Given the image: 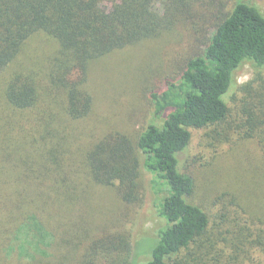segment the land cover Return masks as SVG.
<instances>
[{
  "label": "trees",
  "instance_id": "1",
  "mask_svg": "<svg viewBox=\"0 0 264 264\" xmlns=\"http://www.w3.org/2000/svg\"><path fill=\"white\" fill-rule=\"evenodd\" d=\"M38 34L55 46L47 59L41 41L31 46ZM154 39L190 49L152 92L151 119L134 132L112 121L100 129L108 116L94 115L92 65ZM245 64L254 75L239 84ZM192 129L211 147L232 138L255 153L256 182L243 175L241 194L218 196L214 214L195 198ZM144 170L166 224L143 264H264L261 9L247 0H0V258L141 264L131 255Z\"/></svg>",
  "mask_w": 264,
  "mask_h": 264
},
{
  "label": "rangeland",
  "instance_id": "2",
  "mask_svg": "<svg viewBox=\"0 0 264 264\" xmlns=\"http://www.w3.org/2000/svg\"><path fill=\"white\" fill-rule=\"evenodd\" d=\"M247 1L254 2L264 13V0ZM32 40L31 46L38 44L36 40L41 41L45 49L42 51L43 59H47L50 51L55 48L48 46V38L44 34H38ZM159 41L154 39L117 50L105 60L92 65L89 87L95 99L94 115L108 116L99 122L100 129L108 125L102 122L112 121L115 129L134 132L151 119L152 92L161 86L164 77L175 75L182 57L185 56L183 53L190 49L189 43L182 49H175L181 48L176 44L174 50L168 45L164 48ZM253 75L252 67L245 64L236 72L235 77L241 84V79L247 77L248 81ZM92 121L97 123L95 119ZM96 126L99 127L98 123ZM101 134L103 136L104 133ZM204 134V129H192L188 165L196 182L195 198L210 214H214L213 207L216 206L218 196L226 193L224 198L228 201L232 195L241 194L246 187L242 180L243 175L256 182V157L254 159L255 153L249 143L224 138L217 142L216 147H211L212 137ZM231 136L235 138L236 134L231 132ZM144 172L145 199L137 212L131 255V260L136 258L141 264L148 257L151 258V252L160 239L158 230L166 224V220L158 213L156 195L150 183L151 174L145 170ZM261 174L264 175V170ZM11 257L7 260L0 258V264H17V258Z\"/></svg>",
  "mask_w": 264,
  "mask_h": 264
},
{
  "label": "clouds",
  "instance_id": "3",
  "mask_svg": "<svg viewBox=\"0 0 264 264\" xmlns=\"http://www.w3.org/2000/svg\"><path fill=\"white\" fill-rule=\"evenodd\" d=\"M247 80V77H244L243 79H241L240 83H244Z\"/></svg>",
  "mask_w": 264,
  "mask_h": 264
}]
</instances>
